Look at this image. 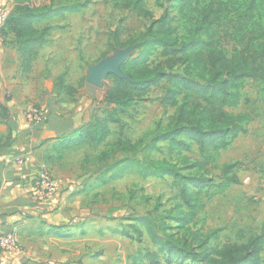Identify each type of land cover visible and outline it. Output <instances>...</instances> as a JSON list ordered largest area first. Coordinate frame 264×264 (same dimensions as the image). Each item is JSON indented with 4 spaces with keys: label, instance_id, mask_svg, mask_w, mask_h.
<instances>
[{
    "label": "rangeland",
    "instance_id": "rangeland-1",
    "mask_svg": "<svg viewBox=\"0 0 264 264\" xmlns=\"http://www.w3.org/2000/svg\"><path fill=\"white\" fill-rule=\"evenodd\" d=\"M33 1L37 5L49 3V0ZM2 3L12 6L10 0H2ZM146 5L153 18L166 11L173 24L179 26L176 0H147ZM149 22L150 19L130 10L118 9L113 0H89L78 12L43 21L40 25L49 26V36L33 63L30 75L34 85L32 93H36V97L28 98L26 104H43L49 112L50 109L58 113L67 111L79 118L76 122H83L86 116H102V99L111 80L105 76L99 84L91 83L87 79L88 68L114 54V50L108 49L111 31L117 30L124 41L136 37ZM179 32L182 33L180 27ZM1 44L13 48L8 39H2ZM235 46L233 41L223 42L228 53ZM103 53L106 55L103 56ZM135 53L133 47L130 55ZM151 59L155 64L160 57L155 52ZM181 69L178 66L175 71ZM19 73H23L20 57L17 66L12 69L13 75ZM60 77L75 90L73 94L57 86ZM165 85L163 81L137 99L121 115L120 123L110 124L111 133L101 144L80 145L67 153L62 169L67 172L68 178L76 179L77 189H86L78 200L81 208L75 216L76 220L83 219L86 232L66 244L64 253L55 255L56 263L151 264L145 252L156 251L158 264H191L190 260L175 254L170 257L168 250L159 251V246L150 240L148 227L130 219L131 216L148 214L156 217L169 208L182 205L179 187L173 177H143L137 172L134 159L142 161L146 156L154 160L166 158L177 163L185 174L197 175L202 171L185 167L186 164L180 162V155L173 154L169 158L166 142L157 143L161 151L144 148L156 133L158 121L162 128L165 127L175 110L160 103ZM241 91V102L228 110L233 113L249 111L253 119L247 124V133L238 135L228 148L219 151L214 162L220 166L223 162L239 161L241 164L236 174L240 183L220 190L211 188L212 194L205 199V207L198 214L195 224L181 226L171 220L170 232L177 238L187 237L189 242L194 243L189 232L206 234L215 228L218 229L217 237L209 238L208 245L241 243L258 232L264 221V93L251 79L245 81ZM13 96L8 88H0L3 100H10ZM5 118L0 109L1 138L6 136L2 130ZM185 154L191 162L203 160L193 144ZM214 163H207L203 171L218 183L219 170L214 168ZM131 223H136L138 229L129 227ZM138 251L141 257H138ZM262 257L264 264V250Z\"/></svg>",
    "mask_w": 264,
    "mask_h": 264
},
{
    "label": "trees",
    "instance_id": "trees-1",
    "mask_svg": "<svg viewBox=\"0 0 264 264\" xmlns=\"http://www.w3.org/2000/svg\"><path fill=\"white\" fill-rule=\"evenodd\" d=\"M146 1L113 0L118 9L130 10L150 22L136 37L124 41L117 30L109 33V50L134 45L136 53L121 63L124 76L106 75L111 85L102 99V116H94L72 129L62 145L68 148L101 144L111 133L110 124L120 123L121 115L137 99L164 81L160 103L175 110L165 127L158 121L156 133L144 148L161 151L157 143L166 142L169 158L180 155L185 167L202 171L197 175L185 174L177 163L166 158L134 159L137 172L143 177H173L182 205L156 217L148 214L130 219L147 226L151 242L159 246V251H170V257L175 254L191 264H262L264 221L259 231L249 235L245 242H225L220 246L207 244L209 238L217 237L215 228L206 234L189 232L194 243L187 237H175L170 230L171 220L181 226L195 224L205 207V199L212 194L211 188L220 190L240 183L236 174L239 161L223 162L220 166L214 162L219 151L228 148L238 135L247 133V124L253 119L249 111L228 110L241 102L245 81H255L264 93V0H176L179 26L173 24L166 11L153 18ZM88 3L89 0H49L48 4L37 5L33 0H12L0 34L3 40H10L19 54L23 73L32 70L39 50L47 42L49 26L40 24L52 17L78 12ZM226 40L236 45L231 53L223 47ZM155 52L160 60L153 64L151 56ZM178 66L181 71H175ZM57 86L68 94L75 92L62 77ZM0 109L7 116V108L1 103ZM10 140V132L0 137V153L7 149ZM192 144L203 160L191 162L185 154ZM209 162L219 170L218 183L203 171ZM129 227L138 229L136 223ZM137 254L141 257L139 251ZM156 255V251L145 252L151 264H158Z\"/></svg>",
    "mask_w": 264,
    "mask_h": 264
},
{
    "label": "crops",
    "instance_id": "crops-1",
    "mask_svg": "<svg viewBox=\"0 0 264 264\" xmlns=\"http://www.w3.org/2000/svg\"><path fill=\"white\" fill-rule=\"evenodd\" d=\"M18 58L14 48L0 45V88L14 94L10 100L0 98L7 108L2 130L11 134L9 146L0 153V235L15 234L20 244L13 253L0 250V264H58L55 255L64 253L66 244L86 232L83 219L75 218L86 189H77L76 179L68 178L62 169L67 153L79 146L65 148L62 143L72 129L89 122L90 116L76 122V115L49 112L47 107L43 122L27 123L23 117L26 100L36 97L30 79L33 67L28 73L13 75ZM40 164L50 169L57 189L48 199L37 201L30 192Z\"/></svg>",
    "mask_w": 264,
    "mask_h": 264
},
{
    "label": "built area",
    "instance_id": "built-area-1",
    "mask_svg": "<svg viewBox=\"0 0 264 264\" xmlns=\"http://www.w3.org/2000/svg\"><path fill=\"white\" fill-rule=\"evenodd\" d=\"M11 10V6L3 5L0 0V27L3 24L5 17ZM2 36L0 34V45ZM48 114L47 106L43 104H30L27 105L23 111V117L27 123L39 124ZM56 182L50 171L45 164H40L32 180L31 197L34 200L42 201L48 199L56 192ZM19 249L18 240L12 233L0 235V250L6 253H13Z\"/></svg>",
    "mask_w": 264,
    "mask_h": 264
},
{
    "label": "water",
    "instance_id": "water-1",
    "mask_svg": "<svg viewBox=\"0 0 264 264\" xmlns=\"http://www.w3.org/2000/svg\"><path fill=\"white\" fill-rule=\"evenodd\" d=\"M134 45L125 48H115L111 57L104 58L98 63L90 66L87 72V79L91 83L99 84L103 77L112 73L117 76H124L120 70V65L131 57L130 50Z\"/></svg>",
    "mask_w": 264,
    "mask_h": 264
}]
</instances>
